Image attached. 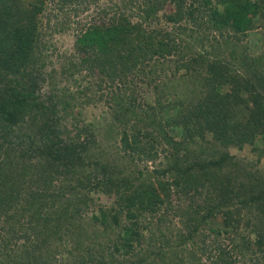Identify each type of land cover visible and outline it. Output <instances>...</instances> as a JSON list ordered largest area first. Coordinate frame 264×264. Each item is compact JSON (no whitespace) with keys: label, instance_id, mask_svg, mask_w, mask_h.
Instances as JSON below:
<instances>
[{"label":"trees","instance_id":"obj_1","mask_svg":"<svg viewBox=\"0 0 264 264\" xmlns=\"http://www.w3.org/2000/svg\"><path fill=\"white\" fill-rule=\"evenodd\" d=\"M91 2L0 0V264H264V0Z\"/></svg>","mask_w":264,"mask_h":264},{"label":"rangeland","instance_id":"obj_2","mask_svg":"<svg viewBox=\"0 0 264 264\" xmlns=\"http://www.w3.org/2000/svg\"><path fill=\"white\" fill-rule=\"evenodd\" d=\"M120 1L121 0H92L89 10H87L82 15H80L78 20L81 22L88 21L90 18L95 17L98 11H100L104 6L112 7L114 3L116 4L119 3ZM86 3L87 1L85 2V4ZM81 7H85V5L82 4ZM126 12L130 14L129 11ZM135 15H137V11L135 10V8H133L132 16L134 17ZM136 17L137 16H135V18ZM50 20H51L50 27L47 29L45 34V41L47 42L49 47L48 50L46 51V53L48 54L46 71L48 75L50 74V71H55V74H53V78L54 76L59 78L60 77L59 73L61 71L62 66L65 65V63H67V60L69 59L70 55L73 53V44L75 40L74 33L76 32L77 26L76 24H74V22H72L73 24H71V26L69 27L70 29L67 28L61 29L60 26L55 25L56 21L53 15L50 16ZM256 37L259 38L260 34L252 33L250 35V39H254ZM246 45L250 52L255 51L259 47V46L256 47V44L253 43V41L252 43ZM56 80L58 79H55V81ZM65 85L67 84H59L58 87L61 88L64 87ZM71 90H73V86H71ZM46 91H47L46 89L45 90L43 89L41 91L43 97H45V95L46 96L49 95V91L47 92ZM79 110L82 112L83 118L86 120V122H96L104 126L106 120H108L109 118L108 108L101 102L95 101L92 104H89L84 107H80ZM257 148L258 145L253 146V149L249 146H244L242 149H237L232 147L229 149V152L241 162L250 163L251 165L256 166L258 169L264 171V155L257 154L255 150ZM148 167L151 168V165L149 164ZM212 226L213 224L209 225L208 227H212ZM170 236L173 237L172 234H170ZM249 257L250 254L247 253L245 258L249 259Z\"/></svg>","mask_w":264,"mask_h":264}]
</instances>
